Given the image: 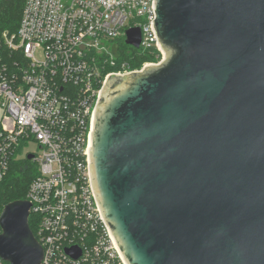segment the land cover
<instances>
[{
  "label": "water",
  "instance_id": "1",
  "mask_svg": "<svg viewBox=\"0 0 264 264\" xmlns=\"http://www.w3.org/2000/svg\"><path fill=\"white\" fill-rule=\"evenodd\" d=\"M153 9L165 57L109 74L92 114L88 170L110 236L125 264H264V0ZM124 42L139 48L140 29ZM30 207L0 212L8 264L42 260Z\"/></svg>",
  "mask_w": 264,
  "mask_h": 264
},
{
  "label": "built area",
  "instance_id": "2",
  "mask_svg": "<svg viewBox=\"0 0 264 264\" xmlns=\"http://www.w3.org/2000/svg\"><path fill=\"white\" fill-rule=\"evenodd\" d=\"M154 18L153 0H24L16 31L0 32V181L35 141L22 158L32 154L37 169L25 200L40 264H125L92 190L87 147L104 80L132 71L125 62L107 70L118 63L115 41L137 27V49L161 53Z\"/></svg>",
  "mask_w": 264,
  "mask_h": 264
},
{
  "label": "trees",
  "instance_id": "3",
  "mask_svg": "<svg viewBox=\"0 0 264 264\" xmlns=\"http://www.w3.org/2000/svg\"><path fill=\"white\" fill-rule=\"evenodd\" d=\"M24 0H0V32L16 31L19 24ZM160 52L154 49L142 51L118 42L117 61L114 66L108 65V71H117L119 64L127 63L129 69H140L144 63L159 61ZM37 169L32 160L22 158L13 160L5 177L0 181V212L5 204L13 200H25L30 182L36 176ZM35 220L29 217V226L35 233Z\"/></svg>",
  "mask_w": 264,
  "mask_h": 264
},
{
  "label": "rangeland",
  "instance_id": "4",
  "mask_svg": "<svg viewBox=\"0 0 264 264\" xmlns=\"http://www.w3.org/2000/svg\"><path fill=\"white\" fill-rule=\"evenodd\" d=\"M118 42H119V41H115V43H116L117 45H118ZM164 57H165V52L162 51V52L160 53V56H159V61H161ZM159 61H157V62H159ZM157 62H156V63H157ZM3 117H4V112H3V110L0 108V124H1V122H2ZM37 151H38V145H37V143H36L35 141H30V142H28V144L23 148V153H22V155L20 154V155L16 156V160H20V159L22 158V156H25V154L28 153V152H37Z\"/></svg>",
  "mask_w": 264,
  "mask_h": 264
}]
</instances>
